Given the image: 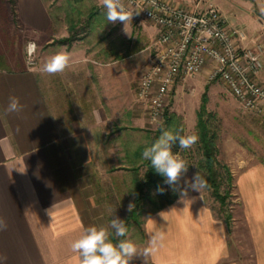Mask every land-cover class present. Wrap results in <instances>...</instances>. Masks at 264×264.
I'll list each match as a JSON object with an SVG mask.
<instances>
[{
  "label": "crops",
  "instance_id": "crops-1",
  "mask_svg": "<svg viewBox=\"0 0 264 264\" xmlns=\"http://www.w3.org/2000/svg\"><path fill=\"white\" fill-rule=\"evenodd\" d=\"M96 1L97 21L89 31L106 38L109 29L117 28L111 44L100 41L98 50L88 40L63 42L68 30L57 34L45 0L16 1L20 27L36 40L40 59L35 68L24 63L13 68L0 57V218L7 222L0 231V264H78L70 245L86 228L103 226L111 232L91 166L139 167L141 150L165 124L166 114L159 128H152L147 108L135 97L156 27L127 24L125 31L123 23L107 21L101 0ZM170 1L187 9L197 2ZM202 1L216 5L230 28L244 32L243 47L261 46L258 81L264 86V0ZM123 38L136 39L127 55ZM57 52L69 54L70 65L48 75L43 65ZM209 73L207 67L203 75ZM12 96L19 98L22 111L6 112ZM235 140L227 153L230 164L239 154L245 165L232 173L247 207L243 241L249 249L232 250L226 226L205 196L188 193L185 203L179 196L145 218L144 238L130 264H264V163ZM152 236L162 238L145 258Z\"/></svg>",
  "mask_w": 264,
  "mask_h": 264
},
{
  "label": "rangeland",
  "instance_id": "rangeland-1",
  "mask_svg": "<svg viewBox=\"0 0 264 264\" xmlns=\"http://www.w3.org/2000/svg\"><path fill=\"white\" fill-rule=\"evenodd\" d=\"M45 2L48 5L49 13L53 18L55 26H57L56 32L58 35L61 33L60 30H62V33L68 30L69 36H75L79 41L88 40L92 45H96L95 50H98L100 41L107 40L111 44L112 38L117 35V28L109 29L106 32V38L89 31L90 27L97 21L95 16L96 0H45ZM135 40L123 38L122 41L125 47L123 55H127L134 50V48L131 49L133 47L131 42ZM29 41H34L37 44L36 40L29 38L20 27L16 16V6H13L9 0H0V57L6 58L13 68L19 66L21 63H24L27 68H35L39 63L40 52L37 48L35 55L36 65L31 66L29 64L28 53L25 50V45ZM206 85H209V101L207 105L208 112L211 113L209 123L212 130L218 133V145L222 151L219 158L221 163L226 164L234 174H237V170H240L241 166H245L240 165L243 163L238 161L239 154H236V161L233 165L229 163L230 155L227 153V146L234 139L249 154L264 163V117L244 109L222 83L217 80H211L206 75L187 78L176 84L171 90L166 108L173 118L171 129H175L182 124L185 134H197L199 136L196 128L198 120L197 111L200 109L201 97ZM208 117L206 115V118ZM180 156L189 165L186 174L181 179V186L187 187L184 181H192L197 173L198 163L202 157L199 140L192 148L181 150ZM147 169V166H142L141 171L136 173L134 169L130 168L120 167L116 170L101 167L100 162H96L91 166L92 174H94L93 181L98 183L99 187L97 189L100 190L97 193V197L101 200L110 222L113 216H118L120 219L126 221L129 214H131L127 209L130 202L135 203V178L137 174H142L141 178H143ZM162 183L161 185L166 193L172 197L175 192L164 181ZM234 184L235 187L231 189L232 194L227 200L229 211L234 216L233 231L229 238V243L232 250L239 251L242 249L246 252L249 248L244 246L243 241V236L245 235L243 216H247L248 214L245 212L244 215L243 210H247V207L242 202V199H240L241 197H239L241 195L238 191L236 180H234ZM228 186L229 184L224 182L222 191L224 192ZM156 190V187L146 189L141 205L136 206L134 209L137 214L135 217L138 220V224L131 221L126 239L134 242L137 249L140 248L139 245L143 239L142 230L145 218L154 211L151 199L157 202L161 199V194ZM188 193L199 192L189 188ZM200 194L205 196L212 210L216 213L220 212L219 203L213 195L212 189L204 185L201 188ZM176 195L179 197L178 192H176Z\"/></svg>",
  "mask_w": 264,
  "mask_h": 264
},
{
  "label": "built area",
  "instance_id": "built-area-1",
  "mask_svg": "<svg viewBox=\"0 0 264 264\" xmlns=\"http://www.w3.org/2000/svg\"><path fill=\"white\" fill-rule=\"evenodd\" d=\"M124 3L134 12L128 24L139 27L150 23L157 29L147 70L135 89L136 99L148 110L152 128L164 121L172 88L203 75L207 67L208 77L222 83L244 109L264 117V86L258 81L262 48L243 47L244 32L230 28L216 5H204L202 0H197L194 9L170 0ZM35 55L28 54L31 66L36 65Z\"/></svg>",
  "mask_w": 264,
  "mask_h": 264
},
{
  "label": "clouds",
  "instance_id": "clouds-1",
  "mask_svg": "<svg viewBox=\"0 0 264 264\" xmlns=\"http://www.w3.org/2000/svg\"><path fill=\"white\" fill-rule=\"evenodd\" d=\"M101 7L105 9L108 22H121L125 25L126 31V25L132 20L134 12L129 11L124 0H101ZM37 48L34 41H29L25 45V50L30 55H35ZM70 59L66 52H57L44 63L42 70L48 75L63 73L69 67ZM22 107L19 98L12 96L9 97L6 112L18 113L22 111ZM198 140L197 134L181 135L179 131L174 134L172 131L163 130L159 138L142 152V158L149 161L155 172L165 178L164 183L169 185L174 192H178L184 203L189 200L188 189L200 193L205 181L196 173L192 181H184L187 187L181 186V179L186 174L189 165L179 152H173L172 146L178 142L180 149H190ZM156 191L163 194L164 188L158 186ZM134 209L135 203L130 202L127 210L132 212ZM109 228L113 230L117 238H124L128 235L125 221L118 216H113ZM6 229L7 222L0 218V231ZM110 236L108 228L103 226L86 228L82 235L70 245L71 250L78 255V264H130V261L138 255L136 244L130 239H118V242L114 243ZM161 238L159 236L150 238L149 247L142 253L145 258L155 252Z\"/></svg>",
  "mask_w": 264,
  "mask_h": 264
},
{
  "label": "trees",
  "instance_id": "trees-1",
  "mask_svg": "<svg viewBox=\"0 0 264 264\" xmlns=\"http://www.w3.org/2000/svg\"><path fill=\"white\" fill-rule=\"evenodd\" d=\"M16 1L17 0H9V2L13 6H16L17 4ZM13 13L15 12L13 11ZM76 39L77 38L75 36L71 35L68 38L63 39L62 41L66 43V42H72ZM208 92H209V87L206 88L205 93L202 95L200 109L197 112L198 120H197L196 128L198 130L199 143L201 145V152H202V157L197 167V173L199 177H201L205 181V186L207 188L212 189L213 195L217 199L220 207V212L216 213L214 210H212L213 214L217 219L223 221L227 229L228 238H230L233 231L234 216L229 211L227 200L232 194L231 193L232 187H235L234 184L235 178L233 176L231 169L226 164H222L219 159L220 150L218 146V133L217 131L212 130L209 123V118L211 117V113L208 112V108H207L209 101ZM165 114H166L165 124L155 132L154 136L150 138L149 146L159 138L163 130L172 131L174 134L179 131L181 135H185L184 126H182V124H180V126L175 129H171V123L173 121V118L171 114L168 112V110H166ZM206 115H208L209 117L206 118ZM146 147H144L141 151L143 152V150ZM172 150L174 153L175 152L180 153L182 149L179 148L177 142L172 146ZM142 166H147L148 169L145 171L143 178H141L142 174L139 175L137 174V177L135 178V195H136L135 207L141 205L142 199L145 196L144 193L146 189H151L153 187L157 188L158 186L163 187L161 184H163L162 182L165 179L162 175L155 172V170L151 167L149 161L144 160L139 167L132 169H134L136 173H139L141 171ZM224 182H227L229 186L223 192L222 187ZM177 198L178 197L176 195V192L175 194H173L172 197H170L164 190L163 194H161L160 201L157 202L151 199V202L154 205V211L152 213H156L165 209L166 207L174 203V201ZM136 215L137 214L135 210H133L131 214H129V216L127 217L125 224L128 228V231L131 226V221L134 222L135 224H138V220L135 217ZM142 232L144 238V230H142ZM110 233H111L110 238L114 243L118 242V239H126L127 237L126 236L124 238H117L115 237L114 232L112 230Z\"/></svg>",
  "mask_w": 264,
  "mask_h": 264
}]
</instances>
